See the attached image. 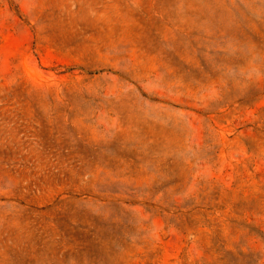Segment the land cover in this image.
<instances>
[{"label": "rangeland", "instance_id": "rangeland-1", "mask_svg": "<svg viewBox=\"0 0 264 264\" xmlns=\"http://www.w3.org/2000/svg\"><path fill=\"white\" fill-rule=\"evenodd\" d=\"M0 264H264V0H0Z\"/></svg>", "mask_w": 264, "mask_h": 264}]
</instances>
